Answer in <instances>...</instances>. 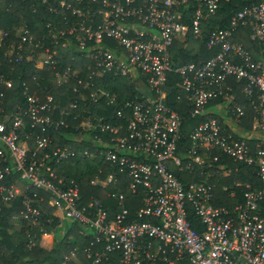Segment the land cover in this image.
<instances>
[{
  "label": "built area",
  "instance_id": "built-area-1",
  "mask_svg": "<svg viewBox=\"0 0 264 264\" xmlns=\"http://www.w3.org/2000/svg\"><path fill=\"white\" fill-rule=\"evenodd\" d=\"M220 1L43 0L61 16L63 26L57 33L74 35L79 52L90 57L92 73L127 79L141 91L142 100L124 97L119 102L116 115L123 122L101 117L93 123L90 116L83 117L72 142L52 148V131L67 128L70 115L79 118L71 111L79 101L62 108L56 119L53 95L40 99L25 91V104L5 115L0 110V198L6 203L22 198L23 208L13 222H26L28 247L38 241L34 228L47 235L45 223H52V218L42 219L40 192L47 191L61 213L59 224L76 222L81 234L91 229L102 243L100 248H84L86 257L92 258L86 264H264V0L234 12L226 26L207 31V47L215 50L210 58L177 67L171 59L175 40H184L190 31L194 38H203L204 24L216 14ZM188 14L189 25L184 21ZM240 28L250 30L259 58L234 40ZM21 29L28 34L26 27ZM5 54L14 56L15 62L24 58L22 45H10ZM36 54L40 65L56 69L55 53L48 47ZM171 74L179 77L190 116L201 118L191 129L187 146L182 116L166 104L165 86ZM71 75L76 71L70 68L57 74L58 83ZM4 78L0 71V82ZM231 79L243 81L241 92L254 110L248 131L241 122L246 109L236 99ZM5 83L12 86L10 79ZM80 98L94 102L104 98L108 105L117 102L116 94L106 89H95L88 97L81 93ZM91 129L96 136L92 147L78 148L85 137L82 130ZM223 155L253 169L258 182H245L243 202L231 206L213 205L211 184L181 176L196 165L203 168L205 179L214 173L228 174L226 162L216 163ZM73 158H102L109 163L107 177L96 176L93 184H124V190L107 193L116 201L112 217L110 208L98 199L82 204L79 182L48 164ZM12 172H18V180H7ZM229 195L235 198V190ZM130 196L141 201L134 217L126 203ZM79 252L77 247L71 249L62 264Z\"/></svg>",
  "mask_w": 264,
  "mask_h": 264
},
{
  "label": "trees",
  "instance_id": "trees-1",
  "mask_svg": "<svg viewBox=\"0 0 264 264\" xmlns=\"http://www.w3.org/2000/svg\"><path fill=\"white\" fill-rule=\"evenodd\" d=\"M48 3H55L56 0H47ZM259 0H221L218 10L212 18L204 24L203 38H194L191 31L186 35L184 40L177 39L170 47L171 59L174 67L188 62H199L214 55L215 50L208 49L206 42V33L213 27L222 28L229 22L230 17L239 9L250 5L252 2ZM47 2L43 0H0V31L6 33L2 35L0 41V71L5 75L4 81L0 82V110L2 114H9L15 110L17 104H25V91L40 99H44L47 94H51L56 99V109L53 112L54 118H59V111L67 108L72 101H79L78 107L71 110L73 114L79 113V118L73 119L71 115L67 117L69 126L61 131H52V143L50 148L57 145L72 142L75 135V127L81 123L83 117L90 116L93 123H97L101 117L106 122L117 123L123 122L124 119L116 115L118 104L124 97L142 100L140 90L134 88L132 83L122 77H114L105 74L102 77L93 74L92 60L83 51L79 52L77 48V39L74 35H60L57 29L63 26L61 16L52 12ZM189 14L184 21L190 24ZM22 27H26L27 33H22ZM250 30L240 28L235 36V41H239L244 47L253 52L255 58L260 57L259 46L249 37ZM27 40L23 42L22 37ZM32 42L29 43V38ZM12 44L22 45L24 58L21 62H15L14 56L9 57L5 54ZM114 47L113 42H109ZM55 53L57 60L56 69H49L48 65H40L39 56L36 52H43L47 48ZM67 68L76 71V75L66 78L63 84L58 83V75H64ZM10 79L12 86L7 87L5 80ZM179 77L171 74L165 86L167 91L166 104L171 109L177 110L183 119V142L188 145V137L191 129L201 121V118H192L189 114L190 104L186 99L184 91L178 86ZM89 86L85 88V84ZM236 99L245 106L246 115L241 120L243 128L248 131L252 127L254 119V110L247 99L241 92L243 81L231 79ZM74 87L79 90L75 92ZM95 89H106L117 96V102L106 104V100L100 99L98 102L90 98L81 100V93L90 96ZM180 96V98H178ZM82 132L85 137L76 144L78 148H91L92 141H95V131L93 129ZM93 136V140L91 137ZM227 163L230 172L228 174L214 173L213 176L205 179L201 173L202 167L196 165L190 172L182 173V177L189 181H203L213 186L215 206H231L243 202L242 190L243 184L247 181L258 184L257 177L253 169L245 165L235 163L231 158L221 156L216 162ZM48 164L58 173L66 178H75L80 185L81 203L85 204L91 199H98L105 206L110 208V216L116 210V201L109 197L107 193L110 190H124V184H110L102 186L98 183L93 184V179L98 176L99 179H105L111 171L107 161L102 158H73L66 162L55 163L54 160ZM99 169H102L99 172ZM18 172H12L8 175V181L18 180ZM239 182L241 185L236 186ZM224 186L229 189L225 190ZM230 190H235L236 197L229 195ZM43 195L41 209L43 212L42 219L52 218V223H45L48 231L44 235L38 231L37 243L27 246V226L25 221L16 222L20 225L15 228L13 222L20 209L23 208L22 198L6 203L0 198V264H62L64 254L77 247L80 249L76 257H72L68 264H86L91 263L92 258L86 257L84 248L91 245L94 249L102 246L101 242L95 240L93 232L86 231L87 234H81V226L76 222H66L67 232L64 235L59 234V213L60 211L52 203L51 195L47 191L40 192ZM127 205L131 209V216L134 217L135 209L140 204L131 196L127 199ZM114 263V262H113ZM116 263V262H115Z\"/></svg>",
  "mask_w": 264,
  "mask_h": 264
},
{
  "label": "crops",
  "instance_id": "crops-1",
  "mask_svg": "<svg viewBox=\"0 0 264 264\" xmlns=\"http://www.w3.org/2000/svg\"><path fill=\"white\" fill-rule=\"evenodd\" d=\"M227 120V119H226ZM61 215V214H60ZM60 215H59V217H60ZM66 222H68V221H65L64 223H60V229H59V234L60 235H64V233H66L67 232V227H66ZM20 227V225L18 224V223H16L15 222V228L16 229H18Z\"/></svg>",
  "mask_w": 264,
  "mask_h": 264
},
{
  "label": "rangeland",
  "instance_id": "rangeland-1",
  "mask_svg": "<svg viewBox=\"0 0 264 264\" xmlns=\"http://www.w3.org/2000/svg\"><path fill=\"white\" fill-rule=\"evenodd\" d=\"M1 37H2V32L0 31V41H1ZM60 213V212H59ZM89 231L90 233H92L93 231L91 229L87 230Z\"/></svg>",
  "mask_w": 264,
  "mask_h": 264
}]
</instances>
